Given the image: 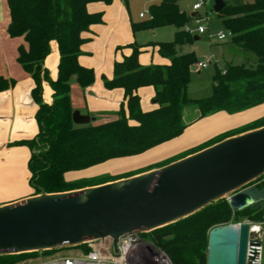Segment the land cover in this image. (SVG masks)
<instances>
[{"label":"trees","instance_id":"1","mask_svg":"<svg viewBox=\"0 0 264 264\" xmlns=\"http://www.w3.org/2000/svg\"><path fill=\"white\" fill-rule=\"evenodd\" d=\"M97 1L110 4L113 0H6L9 10L7 33L10 37H22L27 44L26 48L18 47L17 62L35 83L32 97L37 104L38 132L31 139L12 143L30 149L27 167L33 194L64 192L118 179L104 175L71 182L65 180V174L111 159L138 155L177 137L186 127L182 121L186 104H196L199 117H204L217 111L232 114L264 102V0L225 4L217 13L224 28L231 33L230 42L253 53L256 64L253 67L228 64L224 69L216 68L212 76V93L201 99H190L186 95L191 79L190 67L198 58L193 51L178 52V47L191 43L194 37L185 30L189 17L179 9L176 0H166L151 4L148 18L132 22L131 27L133 32L175 27L172 41L155 43L160 55L168 58L170 63L142 66L138 56L143 45L130 44L131 54L115 61L113 78L104 81L108 89L123 90L124 100L118 117L97 124H74L69 80L75 76L82 88L94 80L93 70L80 65L78 57L80 46L87 39L84 33L90 30V26L102 22L101 12L90 13L86 8L88 3ZM51 41L57 43L59 53L54 80L44 66ZM44 81L52 89L49 104L42 100ZM13 84L12 79L0 75V91ZM144 86L153 87L156 102V107L147 111L141 109L137 92ZM262 125L264 116L212 138L200 149ZM263 206L256 201L242 210H233L225 199H220L186 218L140 235L158 247L171 264H206L209 231L229 224L232 215L236 218L235 223L263 221ZM72 248L81 252L89 250L85 243L51 251L2 255L0 264H16L24 259Z\"/></svg>","mask_w":264,"mask_h":264},{"label":"water","instance_id":"2","mask_svg":"<svg viewBox=\"0 0 264 264\" xmlns=\"http://www.w3.org/2000/svg\"><path fill=\"white\" fill-rule=\"evenodd\" d=\"M219 13L224 0H212ZM196 39V36L193 37ZM200 60L202 58H199ZM76 125L92 118L74 111ZM264 176V125L224 138L160 167L64 192L0 205V256L51 251L148 233L225 199L233 210L256 201L246 191ZM260 231L247 221L209 231L206 264H260Z\"/></svg>","mask_w":264,"mask_h":264},{"label":"crops","instance_id":"3","mask_svg":"<svg viewBox=\"0 0 264 264\" xmlns=\"http://www.w3.org/2000/svg\"><path fill=\"white\" fill-rule=\"evenodd\" d=\"M159 3L157 2L156 4ZM86 8L90 13H102V22L90 26V30L84 33L83 36L87 39L80 46L81 54L78 57L80 65L93 70L94 80L89 86L82 88L77 83L76 77L71 76L69 80L71 86L70 102L72 112L77 111L81 115L89 116L92 118L90 123L97 124L111 121L118 117L120 104L124 100L123 90L121 88L108 89L103 82L113 78L114 62L120 61L123 57L131 54L132 48L129 47L130 44L143 45L138 56V61L142 66L167 65L170 60L160 55L158 46L155 45L157 41H137V35L141 31H132L131 24L133 21L126 18L123 10L117 9V6L115 8L113 1L110 4L100 1L91 2L87 4ZM0 10L2 13V18L0 17V75L14 81V84L8 89L0 91V188L4 189L6 193L1 195V197H8L0 200L1 205L31 196L34 193L28 181L30 172L27 162L30 157V149L25 145H13L12 143L33 138L38 132V124L35 119L37 104L32 97V89L35 85L34 80L17 62L18 47L22 45L26 48L27 44L22 37H10L7 33L9 10L7 3L4 5L1 0ZM193 15L194 12L191 13V16ZM158 28L161 27L151 30ZM174 32L175 30H173ZM198 38L196 36V39ZM237 51L239 53H248L240 48ZM247 55L245 56L247 57ZM58 59L57 43L51 41L50 52L44 59V66L47 68L48 75L52 80L57 76ZM203 60L207 61L204 58L201 60L198 58V61L193 65H197L198 62ZM207 62L209 63V61ZM217 62L218 60L214 58V63L216 64ZM246 65L249 66L250 64L246 63ZM200 69L198 67L197 73L201 72ZM137 92L140 97L142 110L147 111L156 107L153 87H140ZM190 99L195 98L191 97ZM42 100L48 104L52 102V89L46 81L42 82ZM143 101L145 102L143 103ZM262 116H264V102L236 113L229 114L225 111H217L204 117H199V109L196 104H186L182 110V121L186 127L180 135L143 153L125 157L136 161L129 167L120 169H118L120 165L115 164L114 168L117 170L107 172L105 175L116 176L121 179L160 167L159 164L172 162L194 153L212 138ZM66 175L78 176L79 174L68 172ZM88 177H96V175ZM249 187L244 191L248 192ZM257 228L252 227V229Z\"/></svg>","mask_w":264,"mask_h":264},{"label":"rangeland","instance_id":"4","mask_svg":"<svg viewBox=\"0 0 264 264\" xmlns=\"http://www.w3.org/2000/svg\"><path fill=\"white\" fill-rule=\"evenodd\" d=\"M1 1H3L4 5H6L5 0H1ZM224 1L226 2V4H238L242 2H250L251 0H224ZM157 2H158L157 0H113V3L115 4V8L117 6V9L119 8L123 10L124 14L126 15V18L131 19L133 22L139 21L141 20V18L142 20L148 18L146 11L148 10L149 5L156 4ZM193 2L194 0H176L179 9L189 17V21L187 22L186 26L191 30L192 37L193 36L199 37L196 40L193 39L192 42L189 44H184L178 47V51L179 53H185L186 51H193L197 56V58L202 57L207 61H209L206 67L200 69L201 70L200 73H197V69H198L197 65L191 66V79L187 87L188 89L186 95L190 98L192 97L195 99H201L210 96L212 93V76L216 68L222 69L223 66L228 63L230 64L243 63L245 65L246 63H249L253 67L256 63V57L251 52H248L247 53L248 55L245 53H239L237 51L239 47L230 43L229 40L230 38L226 39L225 41L219 42L215 38H209L208 34L206 33L198 34L196 32V28L198 25L197 19H200L202 25L207 24L208 27L207 31L210 33H216L218 31L225 33L226 29L222 24L221 18L214 11L209 15H207L206 17V13L204 12V8H203L199 11L197 17L191 16V13H193L192 10ZM210 6H208L207 9H209ZM0 17L2 18L1 12H0ZM173 30L176 31L175 27L173 26H165L155 30H151V29L141 30V32L137 35V39H138L137 41L169 42L174 39L175 32L173 33ZM245 55H247V57ZM214 58L218 60L216 64L214 63ZM69 85H70V81H69ZM71 95H72V91H71ZM144 102L145 101H143V103ZM126 158L124 157V158L114 159L109 162L103 163L97 167H91L89 169H85L82 171L71 172L79 175L78 176L66 175L65 180L75 182V181L91 178L88 176H93V175L104 176L105 173L107 172H113L117 170L114 168L115 164H119L120 166L118 167V169H120L124 167H129L136 161ZM119 160L122 161L119 162ZM112 162H118V163H112ZM263 181H264V177L259 182H254L253 184H251L248 189V193L253 197L255 201H258V203H260L261 205H264V200H262L264 196ZM5 194H6L5 190L0 188V200H2L3 198L4 199L8 198V197H1V195H5ZM235 220H236L235 216L232 215V218L229 223H235L234 222ZM244 221H250L252 223L253 228H257L258 226L263 231L262 254H261L260 264H264V224H261L263 221L241 220L240 222H244ZM152 246L154 248L152 247L150 251L151 254H149V252L135 253L130 261L131 264H154L153 258L157 259L161 255H163L167 259L169 264H171L168 257L162 251H160L158 247L154 245ZM79 252L81 251L72 248L67 250H60L58 252H55L54 254L73 255ZM39 260H40V256L35 258L24 259L17 262L16 264H35Z\"/></svg>","mask_w":264,"mask_h":264},{"label":"built area","instance_id":"5","mask_svg":"<svg viewBox=\"0 0 264 264\" xmlns=\"http://www.w3.org/2000/svg\"><path fill=\"white\" fill-rule=\"evenodd\" d=\"M158 2L166 0H157ZM211 5V6H210ZM213 1L212 0H194L192 4V10L194 12L193 17H197L199 11L204 8V12L207 15L213 12ZM209 9H207V7ZM149 16V11H146ZM196 32L198 34H208L209 38H215L218 41H224L231 37V33L226 30V32L218 31L216 33L208 32L207 24L202 25L200 19H197ZM185 30L191 33V30L185 26ZM207 61L203 60L198 62V67L203 68L207 65ZM264 200V196L262 198ZM252 227V223L247 221ZM241 222H238L240 224ZM261 224H264V220ZM154 245L151 241L144 239L141 235L132 234L122 236L118 243L117 249L118 253H113L112 241L109 238L103 240H96L87 242L89 250L87 252H79L73 255H63V254H51V255H40V260L35 264H131L132 256L137 252H149ZM155 246V245H154ZM154 248V247H153ZM160 250V249H159ZM161 251V250H160ZM260 260L262 254V246L260 249ZM156 259L153 258V263L157 264ZM261 263V262H260Z\"/></svg>","mask_w":264,"mask_h":264},{"label":"bare ground","instance_id":"6","mask_svg":"<svg viewBox=\"0 0 264 264\" xmlns=\"http://www.w3.org/2000/svg\"><path fill=\"white\" fill-rule=\"evenodd\" d=\"M252 231L253 234H256L260 231V228L258 227L257 229H252ZM155 261L157 264H169V262L163 255L159 256V258H157Z\"/></svg>","mask_w":264,"mask_h":264}]
</instances>
